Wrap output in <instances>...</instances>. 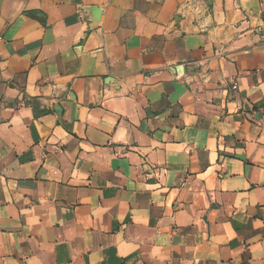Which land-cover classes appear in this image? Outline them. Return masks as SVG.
<instances>
[{
    "label": "crops",
    "instance_id": "obj_1",
    "mask_svg": "<svg viewBox=\"0 0 264 264\" xmlns=\"http://www.w3.org/2000/svg\"><path fill=\"white\" fill-rule=\"evenodd\" d=\"M0 264H264V0H0Z\"/></svg>",
    "mask_w": 264,
    "mask_h": 264
}]
</instances>
